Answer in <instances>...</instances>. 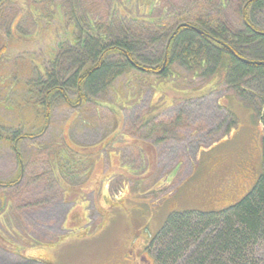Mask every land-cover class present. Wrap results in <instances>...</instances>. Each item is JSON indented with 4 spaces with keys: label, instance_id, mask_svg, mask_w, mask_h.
I'll return each mask as SVG.
<instances>
[{
    "label": "rangeland",
    "instance_id": "obj_1",
    "mask_svg": "<svg viewBox=\"0 0 264 264\" xmlns=\"http://www.w3.org/2000/svg\"><path fill=\"white\" fill-rule=\"evenodd\" d=\"M48 1L66 18L35 20L31 4L42 16ZM153 1L82 0L75 14L101 24L112 8L145 15ZM170 2L185 9L189 0ZM221 6L240 29L237 0ZM256 13L264 19V10ZM68 15L62 0H0V264H157L153 242L170 215L219 212L254 187L262 171L257 102L236 96L222 75L181 73L153 79L151 89L124 74L84 103H75L74 91L69 103L56 96L44 124L20 82L46 67L42 60L72 23ZM12 26L22 41L15 47L5 40ZM127 88H135L131 99ZM23 122L42 132L24 135ZM153 124L162 125L150 133ZM58 162L70 166L60 171Z\"/></svg>",
    "mask_w": 264,
    "mask_h": 264
},
{
    "label": "trees",
    "instance_id": "obj_2",
    "mask_svg": "<svg viewBox=\"0 0 264 264\" xmlns=\"http://www.w3.org/2000/svg\"><path fill=\"white\" fill-rule=\"evenodd\" d=\"M223 1L227 0H189L186 8L180 9L170 0H154L145 15L123 14L112 8L105 23L94 24L75 14L82 0H62L69 5L68 21L72 20L65 28V39L56 40L53 52L42 60L45 68L36 76L23 75L20 82L30 93L33 113L44 114V124L56 96L69 103L66 94L74 91L75 103H84L90 94L112 89L124 74L146 80L151 89L153 79L173 78L181 73L215 80L222 75L236 96L244 99L248 95L257 102L262 127V171L254 187L222 211L170 215L153 242L157 264H259V258L264 256V19L259 21L256 16V12L264 10V0H237L240 29L224 19ZM51 2L46 3L42 16L31 4L29 11L35 20L55 18L60 22L66 18L59 17L62 7L55 8ZM181 24L186 27L178 28ZM16 31L10 27L4 38L14 47L22 43L19 35H12ZM2 42L1 39L0 55L6 51ZM150 53L153 59L146 58ZM19 79L16 77V82ZM215 80H210L214 86ZM2 81L4 76H0ZM118 87L123 89L122 84ZM135 95V88H127L124 96L131 99ZM24 123L21 129H35L33 134L24 135L33 137L42 132L43 125L37 126L43 122L29 126ZM161 125L153 124L150 133ZM174 125L173 121L166 127ZM230 125L236 126L234 118ZM17 135L5 140L10 138L13 144ZM64 152L70 154L68 150ZM67 166L68 162L57 164L60 171Z\"/></svg>",
    "mask_w": 264,
    "mask_h": 264
},
{
    "label": "water",
    "instance_id": "obj_3",
    "mask_svg": "<svg viewBox=\"0 0 264 264\" xmlns=\"http://www.w3.org/2000/svg\"><path fill=\"white\" fill-rule=\"evenodd\" d=\"M185 27H186V25H185V24H181L180 26H178V28H185ZM178 28H177V29H178ZM176 31H177V30H175V32H174V33H176ZM162 67H164V64H163V66H162Z\"/></svg>",
    "mask_w": 264,
    "mask_h": 264
}]
</instances>
